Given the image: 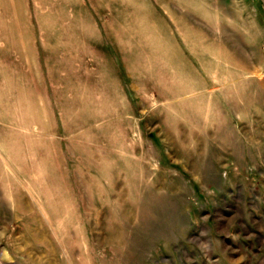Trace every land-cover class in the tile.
<instances>
[{"label":"rangeland","instance_id":"374dc122","mask_svg":"<svg viewBox=\"0 0 264 264\" xmlns=\"http://www.w3.org/2000/svg\"><path fill=\"white\" fill-rule=\"evenodd\" d=\"M0 264H264V0H0Z\"/></svg>","mask_w":264,"mask_h":264},{"label":"crops","instance_id":"0c3cea01","mask_svg":"<svg viewBox=\"0 0 264 264\" xmlns=\"http://www.w3.org/2000/svg\"><path fill=\"white\" fill-rule=\"evenodd\" d=\"M229 236H230V237H228V236H227V237H228V238H233L232 235H229ZM241 237L243 238L244 236H241ZM261 252H262V250L257 249V253H261Z\"/></svg>","mask_w":264,"mask_h":264}]
</instances>
